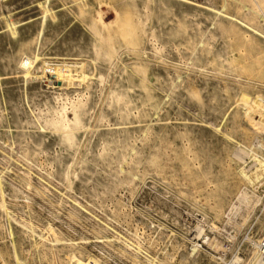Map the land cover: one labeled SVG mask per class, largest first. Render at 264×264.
<instances>
[{
  "label": "bare ground",
  "instance_id": "bare-ground-1",
  "mask_svg": "<svg viewBox=\"0 0 264 264\" xmlns=\"http://www.w3.org/2000/svg\"><path fill=\"white\" fill-rule=\"evenodd\" d=\"M137 1L0 0V218L3 222L2 224L0 220V224H2L1 227H3L6 238H8L9 241L8 249L5 250V255L9 254L11 258L10 263L12 262V264L28 263L27 260L25 261V256L27 255H25L24 250L21 249L23 238L28 240V248L36 253L35 256L39 264L45 262L44 260H47L48 263L51 262V264L55 261L62 264H105L100 257L88 252L86 249L84 250L81 244L90 243L85 237H79L78 240L67 238L66 244L68 246H65L64 243V249L67 247H69V249L64 254L61 252L63 258H58L59 251H61L59 249H63L61 240L58 237L59 231L57 233L58 229L56 230L49 222L47 223L48 227L46 226L47 228L44 229L37 227L32 222L31 218H33V214L28 208H30L33 200L28 206V201L25 200L27 199L25 190H32L35 196L42 199L43 197H48V202L51 205H53V201L50 199V196L54 194L57 195V198L61 201L59 205L61 207H64V205L68 206V209H66L68 217L71 218L72 216H76L79 220L86 219L94 222L98 227L96 229H99L94 239L98 242L113 245L119 253H121V256L123 253L128 254L131 257L129 260H131L130 262L132 264H162L158 257L151 255L148 251L140 247V245L134 243L126 237V235L118 231L111 223L95 213L90 201L82 199L84 193L93 196L96 194L95 189H91L88 184L91 174L95 173L94 166L91 165L92 163L81 167L76 158L73 160L75 155L78 157L80 145L82 146L83 143L86 144L89 142V137H86L87 134L92 131H99V140L104 142V146L108 147L112 145L114 141H119L113 134L108 133L109 131L105 133L98 130L96 125H93L95 121L110 115L112 111L110 112L107 109L113 107L112 101L107 102L104 100V102L101 103V107L99 106L100 108L95 112L96 105L94 106L92 101L93 89L99 85H103L109 78L110 72L113 70L114 61L118 58L119 54V50H117L115 45L116 42L129 45V47L135 51L137 57L142 55V58L143 56L146 58L147 54H152L156 60H154V64L156 62V64H163L175 71H180L178 74L176 73L177 75L188 73L190 70L189 63H187L188 61L182 62L174 59L176 57L172 59H170L171 57H166L160 52V48L157 49L155 43H153L161 34H167L170 37L177 36L181 29L180 24L170 28L172 25L166 24L168 25V27H166L162 22H165L167 17L166 14L169 15L172 12L176 14L180 12L181 9V13L184 12L183 10L185 9L186 12L204 14L211 20L218 21V25L230 27V32H232L234 36H237V38H241V33L247 34L248 39L250 38L251 41L253 40V42L248 44L250 50L251 48H257V50L261 49L264 46V0H251L255 8L248 5L252 3L241 4L237 2L236 4L239 3L241 5L239 6L241 10L239 12L242 13H240V16L239 14H235L236 11L234 13L228 11L224 5L218 6L216 2H219V0H204V2H199L197 0ZM103 2H107L115 12V28L112 32L107 30L108 26L104 24L105 22H103L101 16L97 18L93 16L94 13H98V10L95 12V6L103 5ZM149 4L157 8L158 14L155 15L158 16H156V20L153 17L155 23H153L154 20H149L151 22H148L150 25L148 24L147 26L145 22L148 17L144 11L142 12V9L144 10V8H146L147 10L146 6H150ZM184 14L185 13H183V16ZM243 14L256 20V24L254 23L255 21L251 22L248 20V17L244 18L245 16H242ZM98 15H100V13H98ZM95 16H97V14ZM173 17H171V19ZM177 17L180 18V16ZM185 19L184 23H186ZM192 25L193 24H191V26ZM156 26L158 31L154 33L156 31L154 30ZM147 30L152 31L151 37L153 42L150 41L153 45L151 48H148L150 50L149 52H146V50L138 51L139 48L137 45L140 44L139 40L140 37H142L141 34L147 32ZM260 44L263 45L261 48L259 47ZM50 45L54 46L51 47L52 49L49 47L51 50L47 52L45 49L47 48L49 50L48 46ZM254 52L255 51H253V53ZM248 55L251 56V54ZM254 57L252 56L253 59ZM218 60L219 58L213 59L215 62L220 61ZM138 61L140 60L132 63L131 69L133 74L136 73V75H138L137 77H139L137 85L144 89L146 86L143 84V80L146 79L145 74L149 72L148 70L150 67L148 69L144 61L143 63L142 61ZM225 61L229 65L233 63V61L232 63H230L231 61ZM259 62L257 61L252 64L249 62L250 65L247 67L245 66L247 68L246 71L248 70V72H251V75L252 72L253 74L257 72V74L264 75V66H260ZM125 67L130 66L126 65ZM191 67L193 68V66ZM238 70L240 69L238 68ZM130 72L126 73L129 74ZM199 72L201 75L208 74V72H205L204 68H200ZM128 74L126 75L127 77ZM123 78L124 77L119 79V81L117 80L118 83L116 88L114 90L109 89L106 92V96H110L113 92H119L118 97L121 96L122 93L120 94L121 91L119 90L122 88V82L126 79ZM128 78H130V76ZM211 85L201 90L192 91V97L196 100L203 99V96H209L210 99L212 98L213 101L210 105H207V109L213 113L218 112L223 103H230V108L239 110L241 115L245 117L248 122L260 126L264 132V97L262 95L257 93L254 94L250 100H246L247 91L243 89L238 88L239 91H235L230 86H224L220 94H218V92H214L215 90ZM45 87L51 90L53 89L54 91H52L51 94L50 91L46 94L44 91L45 89L43 90ZM112 88L114 87L112 86ZM94 93H96V91ZM85 94H88L86 99L84 97ZM82 98H84L85 101H83L84 99L82 100ZM191 100L193 99L191 98ZM103 106H106L107 109L105 110ZM35 109L38 110L37 114L35 113ZM69 109L71 110L72 118L67 116V110ZM92 114H94V117L91 119ZM223 120L224 123L222 125L213 124L202 118L199 122H201L200 124H204L206 128L208 127L209 131H212L225 142L229 149V152H226V154H229L235 161L234 163L238 165V173L236 174H238L239 177L237 175L236 177L240 178L245 185L237 192L234 197L236 201L235 203L231 202L232 204L228 207L229 209L227 208V217H225L229 221H232V219L236 221L238 217L242 223L251 213L253 207L258 202L260 203L259 193L257 194L255 190L259 191L261 194L264 193V184L260 181V179L264 177V140L252 136L248 129L240 127L238 124L239 121L237 122L235 117L228 118L224 115ZM125 121H121L122 123L119 124L112 123V125L116 127L117 125L130 123V121ZM181 123L183 124V122ZM185 124L187 126L188 123ZM224 124L231 129L230 131L235 129L239 132L241 139L225 130V128L223 129ZM105 128L106 126L104 129ZM121 128L118 129L121 131ZM77 133H80L79 137H77ZM120 134L116 133V135ZM126 134H128V132H126ZM125 136L124 134L123 137ZM82 138L83 140L81 143ZM242 139L250 140L251 142L248 141L250 145H246ZM123 140L124 139L121 138L120 142L122 143ZM56 146L61 147L64 151L71 150V157H69V153L67 154L66 152H61L60 154L55 153ZM223 151L224 150H222V152ZM224 155L225 154H223V156ZM225 156L227 157V155ZM91 157L93 162L99 158V155L93 154ZM222 159L224 160V157H222ZM246 159H249V162H246ZM230 160L231 159H229V161ZM104 161L105 164L110 163L106 158ZM111 163H113V161H111ZM229 163L232 164V161ZM48 168L52 171H49ZM222 182L220 181V184L218 182L215 187H220ZM249 186L251 189L248 188ZM23 199L27 202L24 206L18 203ZM29 199L31 200V198ZM17 210L18 212L19 210H27L24 214L27 212L26 216L28 215L30 219L15 213ZM252 217L253 216H251V218ZM94 226L95 225H93V227ZM196 236L197 234L194 237ZM93 245H96L95 241H93ZM260 245L262 246H255L254 248L251 258L252 264H264V238L260 241ZM191 248L193 250L192 255L195 257L199 252V245L193 242ZM28 251L29 250L25 251L26 254ZM237 261H239V259Z\"/></svg>",
  "mask_w": 264,
  "mask_h": 264
},
{
  "label": "rangeland",
  "instance_id": "rangeland-1",
  "mask_svg": "<svg viewBox=\"0 0 264 264\" xmlns=\"http://www.w3.org/2000/svg\"><path fill=\"white\" fill-rule=\"evenodd\" d=\"M140 1L138 0L137 2ZM197 1L204 2V0ZM237 2L241 4H253L251 0H219L216 4L218 6L224 5L228 11H232L233 13L236 11L235 14H239L240 16L242 13L239 12L241 11L239 6L241 5L239 3L236 4ZM102 4L95 6V12L98 10L100 15L96 12L93 16L95 18L101 16L103 22H105L104 24L108 26L107 30L112 32L115 28V12L107 2H103ZM252 4L248 5L255 8L254 4ZM149 5L146 6L148 11L146 8L142 9V12L144 11L148 17L145 22L147 26L148 24L150 25L148 22L151 21L149 20H154V18L156 20V16H158L155 15L158 14L157 8L152 4ZM181 11L182 9L176 14H173V12L169 15L166 14L165 22H162L166 27L172 25L170 28L180 24L181 29L179 28L180 31L177 36L170 37L167 34H161L160 39L157 38L153 42L151 37L152 31L147 30V32L141 34L142 37L139 40L141 45L138 44L137 47L139 48L138 51L146 50V52H149L148 48H151L153 43H155L156 48H160V52L166 57H171L170 59L176 57L174 59L182 62L188 61L190 70L186 74L177 75L180 71H175L163 64L157 63V65L156 62L154 64L155 57L150 53V55H146V58L145 56L142 58V55L139 58L129 45L116 42L117 46L115 43L117 50H119L118 58L114 61L113 70L110 72L109 78L103 85H99L93 89L92 101L94 106L96 105L95 112L101 107V103L104 100L107 102L112 101V108L107 109L106 106H103L105 110L112 111L110 115L98 120L99 122L95 121L93 125H96L98 130L105 133L109 131L108 133L113 134L119 141H114L108 147L104 146L103 141L99 140V131H92L87 134L86 137H89V142L83 143L82 146L80 145L78 157L75 155L73 160L76 158L81 167L92 163L91 165L94 166L95 173L91 174L88 184L91 189H95L96 194L93 196L84 193L82 199L90 201L95 213L111 223L118 231L126 235L134 243L140 245L151 255L158 257L162 264H252L251 258L254 248L255 246L261 247L260 241L264 238V193L261 194L255 190L257 194L259 193L260 203L258 202L255 205L256 207H253V212L251 211L242 223L238 217L236 221L234 219L229 221L226 218L227 208L232 203H235L236 199L234 197L245 184H243L244 182L236 174L238 173V165L234 163L235 161L229 154H226V152H229V149L225 142L212 131H209V128H206L204 124H200L201 122L199 121L202 118L213 124L222 125L224 123L223 116L225 115L228 118L235 117L237 122L239 121V126L248 129L254 137L264 140V132L260 126L248 122L239 110L230 108V103L226 102L228 105L223 103L220 110L213 113L207 109V105H210L213 101L212 98L210 99L209 96L202 95L203 99L196 100L192 97L191 92L201 90L212 84L214 92H218V94H220L224 86H230L235 91H239V89L247 91L246 100H250L257 93L264 97V75L257 74V72L255 74L252 72L251 75V72L246 71L248 65L257 61H260V66H264V46L260 44V48L263 46L261 49L251 48L250 50L248 44L253 42V40L248 39L247 34L241 33L240 36L243 38H237V36H234L230 32V27L218 25V21L211 20L204 14L186 12L185 9L183 10L184 12L181 13ZM183 13H185L184 16ZM96 14L97 16H95ZM177 16H180V18ZM242 16H245L244 18L248 17V20L251 22L255 21L254 23L256 24V20L250 18V16H246L245 14ZM171 17L173 18L171 19ZM184 19L186 23H184ZM155 20L153 23H155ZM191 24L193 25L191 26ZM157 29L156 26L154 33L158 31ZM205 34L208 35L206 36ZM54 45H50L48 48ZM50 48L49 50L47 48L45 50L49 52L52 49ZM253 51L255 52L253 53ZM248 54H251V56ZM252 56H255L254 59ZM215 58H219L220 61H213ZM136 59L140 60L138 62L142 61L143 63L144 61L148 69L149 67L151 69L148 70L149 72H146V79L143 80L146 90L137 85L139 77H137L136 73L133 74L131 69L132 63L134 61L137 62ZM225 60L231 61L230 63L233 61L230 64L231 67ZM249 62L251 63L249 64ZM125 64L130 67H125ZM200 68H204L208 74L201 75L199 72ZM125 71L131 72L128 74ZM127 74L130 78L126 76ZM122 77L126 79L123 78L122 88L119 90L121 91L120 94L122 93L121 96L118 97L119 92H113L110 96H106V92L109 89L114 90L119 79ZM43 90L46 94L49 91L50 94L54 91L46 87ZM95 91L96 93H94ZM87 95L85 94V99L88 97ZM70 111V109L67 110V116L72 118ZM35 113L37 114L38 110L35 109ZM93 117L94 114H92L91 119ZM125 120L127 122L130 121V123L117 125V128L112 125V123L119 124ZM185 123H188L187 126ZM105 126L106 130L104 129ZM223 126V129L225 128L231 134L233 133L237 138L241 137L240 133L235 129L230 131L231 129L226 124ZM118 128H121V131ZM116 133L122 134L116 135ZM124 134L126 135L125 137L127 135L128 137H123ZM79 136L80 133H77V137ZM121 138L124 139L122 143L120 142ZM82 140L83 138L81 139V143ZM242 141L246 145H250L249 143L251 142L248 139H242ZM222 150L225 152L223 151V153ZM61 152L69 153L68 155L71 157V150L64 151L61 147L56 146L55 153L60 154ZM222 153L227 155V157L223 156ZM93 154L99 155V158L92 162L91 156ZM221 156L224 157V160ZM105 158L110 161L109 164L104 163ZM229 159H231L232 164L229 163ZM246 162H249V159H246ZM48 170L52 171L49 168ZM220 181L224 182H222L221 186L219 185L220 187L216 188V184L218 182L220 184ZM260 181L264 184V177ZM248 188L251 189L250 186ZM45 193L47 194L46 190ZM25 195L27 196L25 200L28 203L24 199L16 202L21 205L23 204L22 206L27 203L29 206L33 200L30 205L32 209L28 208L33 214V218H31L32 222L41 229L47 228L48 222L56 230L58 229V237L63 246V249H59L61 251H59L60 253L58 252V258H63L62 253L64 254L69 249V247L64 249L67 245V238L78 240L79 237H85L91 244H81L84 250L86 249L88 252L100 257L105 264H132L131 260H129L131 257L128 254L123 253L121 256V253L113 245L98 242L94 239V236L99 231V229H96L98 227L94 222L86 219L79 220L76 216L68 217L66 214L68 206L64 205V207H61L59 205L61 201L57 198V195L50 196L53 205L48 202V197H43L42 199L35 196L32 190H25ZM25 211L27 210H19V212L17 210L15 213L30 219L28 215L26 216L27 212L24 214ZM251 216L253 217L251 218ZM1 223L3 224L2 220ZM2 224H0V264H12V262L10 263L11 258L9 254L5 255L9 241L6 238L3 227H1ZM93 225L96 227H93ZM194 234H197V236L194 237ZM91 240L95 241V246ZM193 242L199 245V252L195 257L192 255L193 250L191 248ZM28 247V240L23 238L21 249L27 255L25 256V261L27 260L28 263H26L39 264L35 256L36 253ZM25 249L29 250L27 254ZM236 259H239V261ZM44 261L42 262L43 264H51L47 260ZM52 264L62 263L55 261Z\"/></svg>",
  "mask_w": 264,
  "mask_h": 264
}]
</instances>
